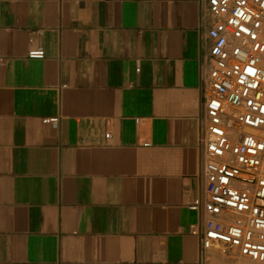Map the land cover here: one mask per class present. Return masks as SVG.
Segmentation results:
<instances>
[{
  "label": "crops",
  "instance_id": "0c3cea01",
  "mask_svg": "<svg viewBox=\"0 0 264 264\" xmlns=\"http://www.w3.org/2000/svg\"><path fill=\"white\" fill-rule=\"evenodd\" d=\"M213 23L209 0H0V264H237L191 232Z\"/></svg>",
  "mask_w": 264,
  "mask_h": 264
},
{
  "label": "built area",
  "instance_id": "2783aa9c",
  "mask_svg": "<svg viewBox=\"0 0 264 264\" xmlns=\"http://www.w3.org/2000/svg\"><path fill=\"white\" fill-rule=\"evenodd\" d=\"M209 9L210 90L200 135L206 196L190 205L204 215L191 232L203 251L264 264V0H209ZM28 56L43 58L45 50Z\"/></svg>",
  "mask_w": 264,
  "mask_h": 264
},
{
  "label": "bare ground",
  "instance_id": "6f19581e",
  "mask_svg": "<svg viewBox=\"0 0 264 264\" xmlns=\"http://www.w3.org/2000/svg\"><path fill=\"white\" fill-rule=\"evenodd\" d=\"M247 262L250 263V264H260V263L253 262V261H247Z\"/></svg>",
  "mask_w": 264,
  "mask_h": 264
}]
</instances>
